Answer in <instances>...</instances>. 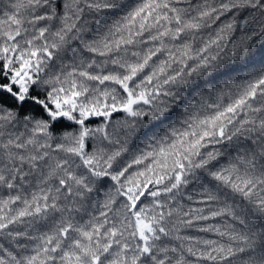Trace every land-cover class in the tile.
<instances>
[{"label": "snow or ice", "instance_id": "snow-or-ice-1", "mask_svg": "<svg viewBox=\"0 0 264 264\" xmlns=\"http://www.w3.org/2000/svg\"><path fill=\"white\" fill-rule=\"evenodd\" d=\"M0 264H264V0H0Z\"/></svg>", "mask_w": 264, "mask_h": 264}]
</instances>
